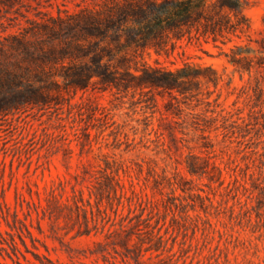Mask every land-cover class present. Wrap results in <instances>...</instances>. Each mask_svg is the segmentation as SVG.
Instances as JSON below:
<instances>
[{
	"label": "rangeland",
	"instance_id": "374dc122",
	"mask_svg": "<svg viewBox=\"0 0 264 264\" xmlns=\"http://www.w3.org/2000/svg\"><path fill=\"white\" fill-rule=\"evenodd\" d=\"M102 1L0 0V101L15 75L49 94L0 106V264H264V0L245 32L116 46L66 88L93 64L67 39Z\"/></svg>",
	"mask_w": 264,
	"mask_h": 264
},
{
	"label": "trees",
	"instance_id": "16d2710c",
	"mask_svg": "<svg viewBox=\"0 0 264 264\" xmlns=\"http://www.w3.org/2000/svg\"><path fill=\"white\" fill-rule=\"evenodd\" d=\"M101 5L102 8L96 13L92 12L84 17L75 27L74 36L67 39L65 53L83 55L93 64L80 65L81 68L84 67L81 76L77 75V67L62 72L66 88L86 87L88 79L95 75L98 69H104L105 53L112 55L116 46L131 48L143 44L161 53L171 38H182L186 30L192 34L195 29L197 35L213 37L217 41L230 31L245 32L250 27L245 13L248 0H103ZM95 37L99 40L107 39L108 43L101 46L102 43ZM261 50L263 54L258 56L257 64L264 67V40ZM232 61L239 63L238 58H232ZM144 69L145 83L176 88L181 92L187 89L180 74L183 69L166 71L151 64H146ZM165 71L170 73L169 77L164 76ZM5 81L11 85V91L5 96V100L0 101L2 107L16 106L20 99L28 102L48 99L49 94L42 87L21 82L18 75ZM256 93L257 104L261 106L264 117V87L261 82L256 88ZM25 244L27 245L26 241ZM25 257L30 264H37L26 255ZM18 262L24 264L20 260Z\"/></svg>",
	"mask_w": 264,
	"mask_h": 264
}]
</instances>
